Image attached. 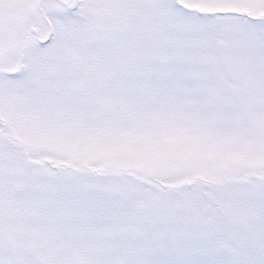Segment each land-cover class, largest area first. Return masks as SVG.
<instances>
[{
	"label": "snow or ice",
	"instance_id": "6c2138e0",
	"mask_svg": "<svg viewBox=\"0 0 264 264\" xmlns=\"http://www.w3.org/2000/svg\"><path fill=\"white\" fill-rule=\"evenodd\" d=\"M0 264H264V0H0Z\"/></svg>",
	"mask_w": 264,
	"mask_h": 264
}]
</instances>
